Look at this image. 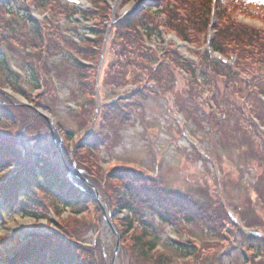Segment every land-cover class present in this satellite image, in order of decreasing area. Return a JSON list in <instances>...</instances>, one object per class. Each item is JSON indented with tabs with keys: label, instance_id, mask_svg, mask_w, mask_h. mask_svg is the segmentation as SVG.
Wrapping results in <instances>:
<instances>
[{
	"label": "rangeland",
	"instance_id": "rangeland-1",
	"mask_svg": "<svg viewBox=\"0 0 264 264\" xmlns=\"http://www.w3.org/2000/svg\"><path fill=\"white\" fill-rule=\"evenodd\" d=\"M99 1L83 0L77 10L58 9L56 0H10L0 8V110L6 114L0 136L13 143L15 160L44 155L90 194L92 187L107 220L93 199L80 210L42 191L15 200L3 185L16 168L1 171L0 195L6 191L12 203L0 204V264H14L34 237L71 252L76 264H139L132 244L145 232L156 243L154 258H163L159 264H264V98L246 100L244 86L226 91L206 64L218 61L207 53L216 29L237 23L264 31V0H254L260 8L216 0L213 16L204 9L202 19L201 0ZM127 9L137 20L126 39L142 41L145 59L127 67L125 84L112 87L104 73L116 60L111 50L121 44L120 34L128 32L116 34ZM174 18L185 25L188 46L176 44ZM92 29L108 34L105 50L97 41L94 55L86 42L97 38L88 35ZM260 52L248 50L251 57ZM49 54L50 72L32 75L33 60ZM76 62L91 73L76 70ZM238 62L227 67L248 80ZM131 91L136 97L128 99ZM42 115L53 120V135ZM115 170L127 175L116 179ZM130 188L140 196L135 218L114 206ZM160 205L178 208L168 211L171 223L156 218ZM127 218L134 231L121 237L118 223ZM18 242L25 243L16 248Z\"/></svg>",
	"mask_w": 264,
	"mask_h": 264
},
{
	"label": "trees",
	"instance_id": "trees-1",
	"mask_svg": "<svg viewBox=\"0 0 264 264\" xmlns=\"http://www.w3.org/2000/svg\"><path fill=\"white\" fill-rule=\"evenodd\" d=\"M204 1L205 0H201L200 5L198 6L199 8L197 10V14L199 16V19H202L204 9L205 13H207L209 9V4H206L205 7V3L202 4ZM9 3L10 0H0V8H2V6H4V8L5 6H9ZM56 5L58 6V9H61L63 7L60 6L57 2ZM188 9L193 8L189 6ZM193 15H195L194 12H192V16ZM136 20V14L128 15L122 20L116 30V34H120L122 32V29L128 30V32L120 34L119 40H121V44L117 46L116 51H114L113 48L111 50L116 53L114 54L116 60L112 62L111 66L108 69V72L106 71L104 73L106 80L110 82V86L112 87H117L121 84H125L130 77L127 67L131 66L137 68L138 62H142L145 59L142 41L137 40L131 43L126 39V37L134 32L132 28ZM173 21L174 22L172 23L171 27L177 34V36L185 41L190 40L187 36V33H185L187 29L185 25L181 23V18H174ZM203 24L206 26V22ZM92 32L93 35L97 38L96 40L86 41L91 44L87 50L90 55H94L95 53L92 49V47H95L93 45H95L97 41H99L102 45L104 39V35L102 36L101 32H97L95 30H92ZM98 37L99 40H97ZM36 38L38 39L39 43L40 41L43 43L45 42L44 37L41 35L37 36ZM259 42L261 43L260 47H258L257 45ZM232 45H234L236 48H233ZM250 48L259 49L261 51L258 54L259 57H251L248 53V50ZM211 49L214 52L221 53L222 55H227L229 53L236 54L238 56L237 59L239 60L237 67H241V65H243L241 67V72L248 77V80H242L241 78H239L240 75L234 72L231 67L223 66L218 62L206 63L208 66H210L211 64L213 68V70H211L210 72L215 73L218 77L222 78V80L224 81L225 90L235 91L236 89H238V87L244 86V90L247 89L245 91L247 94L246 100L261 103L256 95L264 98V31H256L252 28L237 23L231 24V26L226 28L216 29V34L211 41ZM233 49H235L236 51H231ZM72 50H74V48H72ZM147 51L148 50H146L145 52ZM80 53L84 54L82 51H80ZM34 55L35 54H26V57L32 58ZM76 55H78V53ZM50 56V54L46 57L40 55V57L38 58L39 62L33 60V63L29 65L30 73L32 75H39L40 68H44V71L49 73V69L52 67L48 65V60L51 58ZM1 57L2 53H0V59ZM185 65L186 66L184 67L189 73H195L193 64L187 62ZM73 67L76 68V70L81 71L82 73L90 74L92 71L90 67L84 66L80 62H76ZM6 69L9 73L11 72L8 67H6ZM35 79H37V77H35ZM205 80L210 81V77L207 76L206 79H203L204 82ZM36 89L39 88L36 87ZM133 97H136V92L131 91V96H129L128 99H131ZM253 98L256 99L254 100ZM128 99L122 101H127ZM3 106V102H0V109H2L1 107ZM239 113L240 115L244 114L243 112H241V109H239ZM5 115L6 114H4L2 110H0V119L6 120ZM237 136L239 137V135ZM12 144V142L7 140L5 141V138H2L0 136V172L5 171L11 167L16 168L13 174H11V176L5 181V184L3 186L5 190H10L11 195L15 200H17L21 194L42 191L46 195H51L52 199H54V201H56L58 205L66 207L69 210H80L85 207L87 200L92 199V197L90 198L89 192L84 190L83 187H79V184L70 182L66 178V170L64 166L60 165V163L49 160V158H46L44 155L41 156L40 154L35 153L31 154V158L22 157V160L19 158L15 160V154L13 153L14 150L11 147ZM80 146H82V144H80ZM33 154L34 157H32ZM114 175H116V179H120L121 177L126 176L127 172L126 170H115ZM131 182L135 181L131 180ZM135 191L136 190H133L132 188L123 191L121 197L118 198L116 203L114 204V206L118 210L127 211L129 213V216L133 218H135V214H133L134 205L137 203L140 197L139 194L137 195L135 193ZM5 193L6 194L4 196L0 195V204L10 205L12 203L10 200L11 197L7 194L6 191ZM145 200L146 202L143 203L147 204V209H149L150 211H154L153 209H151L152 204L148 205L150 204V199ZM157 209V211L155 210L156 218L159 219L160 223L168 224L171 223L169 221L171 218V213H168V211H174L178 208L160 205L157 207ZM118 225L120 229L119 235L121 237H126L131 231H134L135 224L128 218L126 219V221L118 223ZM134 238L135 240L132 244V252L135 259L140 262H138L139 264H159L162 261L161 259L163 258L161 256H159L158 258H154L153 252L156 248V243L153 241V239L149 238L148 233H139ZM18 245L19 242L17 243V247ZM25 245L26 246L24 250L17 255L18 258L16 259L14 264L75 263V257L71 252L69 253L67 251H64L62 247L55 246L53 242L40 241V237H34ZM46 251L48 253H46ZM63 251L67 252V254L65 255ZM67 255H69V257Z\"/></svg>",
	"mask_w": 264,
	"mask_h": 264
},
{
	"label": "water",
	"instance_id": "water-1",
	"mask_svg": "<svg viewBox=\"0 0 264 264\" xmlns=\"http://www.w3.org/2000/svg\"><path fill=\"white\" fill-rule=\"evenodd\" d=\"M42 117L45 119V121L47 122L48 124V127L51 131V135H53V132H52V120H50L46 115H42ZM93 192H94V195H93V198H94V201L98 204V206L100 207V209L102 210V213H103V216H104V219L105 221L106 220V217H105V212H104V208L99 200V195L97 194V192L93 189ZM114 232V231H113ZM114 234L116 235V233L114 232ZM116 240H117V243H116V250L118 249L119 245H118V237L116 235ZM116 252V251H115ZM112 264H114V259L112 261Z\"/></svg>",
	"mask_w": 264,
	"mask_h": 264
},
{
	"label": "bare ground",
	"instance_id": "bare-ground-1",
	"mask_svg": "<svg viewBox=\"0 0 264 264\" xmlns=\"http://www.w3.org/2000/svg\"><path fill=\"white\" fill-rule=\"evenodd\" d=\"M114 5V4H113ZM132 6V5H131ZM21 223H23V222H21Z\"/></svg>",
	"mask_w": 264,
	"mask_h": 264
}]
</instances>
